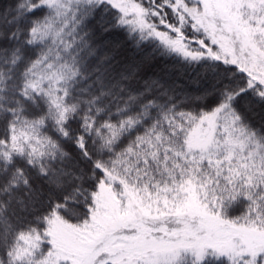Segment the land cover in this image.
<instances>
[{
    "label": "snow or ice",
    "instance_id": "snow-or-ice-1",
    "mask_svg": "<svg viewBox=\"0 0 264 264\" xmlns=\"http://www.w3.org/2000/svg\"><path fill=\"white\" fill-rule=\"evenodd\" d=\"M0 264H264V0H0Z\"/></svg>",
    "mask_w": 264,
    "mask_h": 264
}]
</instances>
